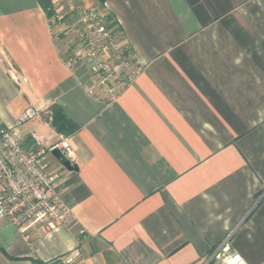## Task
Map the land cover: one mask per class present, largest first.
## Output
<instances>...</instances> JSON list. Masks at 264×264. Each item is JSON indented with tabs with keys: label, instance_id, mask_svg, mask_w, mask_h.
I'll use <instances>...</instances> for the list:
<instances>
[{
	"label": "crops",
	"instance_id": "crops-1",
	"mask_svg": "<svg viewBox=\"0 0 264 264\" xmlns=\"http://www.w3.org/2000/svg\"><path fill=\"white\" fill-rule=\"evenodd\" d=\"M53 2L56 0H52ZM102 5L140 71L110 95L38 0H0V125L45 146L58 104L78 170L47 155L74 221L47 234L0 219V264H204L228 242L264 264V0H78ZM207 264H218L213 260Z\"/></svg>",
	"mask_w": 264,
	"mask_h": 264
},
{
	"label": "built area",
	"instance_id": "built-area-1",
	"mask_svg": "<svg viewBox=\"0 0 264 264\" xmlns=\"http://www.w3.org/2000/svg\"><path fill=\"white\" fill-rule=\"evenodd\" d=\"M51 28L71 34L72 43L64 52L71 69L87 65L95 77V87L110 95L123 89L137 77L140 66L131 47L122 43L102 5H85L78 0H57L48 16ZM39 111L27 108L12 125H0V219L9 218L25 234L37 231L47 234L70 225L74 217L55 181L59 173L52 171L47 155L61 150L65 159L74 163L75 152L66 135L50 146L41 136L31 132L33 142L24 140V124ZM81 252L77 249L61 257L65 264H75ZM247 264L239 252H231L222 243L204 264Z\"/></svg>",
	"mask_w": 264,
	"mask_h": 264
},
{
	"label": "trees",
	"instance_id": "trees-1",
	"mask_svg": "<svg viewBox=\"0 0 264 264\" xmlns=\"http://www.w3.org/2000/svg\"><path fill=\"white\" fill-rule=\"evenodd\" d=\"M38 2L47 12L48 16L52 14V0H38ZM46 114L50 117L52 125L64 135L75 132L79 128L76 122L58 104H52Z\"/></svg>",
	"mask_w": 264,
	"mask_h": 264
},
{
	"label": "water",
	"instance_id": "water-1",
	"mask_svg": "<svg viewBox=\"0 0 264 264\" xmlns=\"http://www.w3.org/2000/svg\"><path fill=\"white\" fill-rule=\"evenodd\" d=\"M52 154L62 161V163L70 170H78V165L75 163H72L70 160L65 159L61 150L58 148H55L52 150Z\"/></svg>",
	"mask_w": 264,
	"mask_h": 264
},
{
	"label": "rangeland",
	"instance_id": "rangeland-1",
	"mask_svg": "<svg viewBox=\"0 0 264 264\" xmlns=\"http://www.w3.org/2000/svg\"><path fill=\"white\" fill-rule=\"evenodd\" d=\"M57 1V0H56ZM55 2V1H54ZM53 2V3H54ZM56 30H57V28L55 29H53V31L55 32V35H57L56 34ZM60 34H62V36H64L65 37V40H66V43H72V36H71V34H66L65 32H58V36L60 35Z\"/></svg>",
	"mask_w": 264,
	"mask_h": 264
}]
</instances>
